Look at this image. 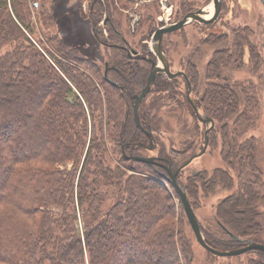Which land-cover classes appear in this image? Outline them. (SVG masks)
Wrapping results in <instances>:
<instances>
[{
	"label": "trees",
	"instance_id": "16d2710c",
	"mask_svg": "<svg viewBox=\"0 0 264 264\" xmlns=\"http://www.w3.org/2000/svg\"><path fill=\"white\" fill-rule=\"evenodd\" d=\"M88 1L92 24L116 10L111 0L107 7L102 0ZM179 3L184 11L190 8L187 0ZM30 16L29 0H0V264L188 263L192 252L168 172L158 160L130 157L132 145L139 144L136 152L146 143L127 108L130 94L124 98L119 87L106 85L99 66L58 33L48 34L47 43L34 42L28 35L35 34ZM248 31H235L234 51H215L208 79L221 78L222 67L232 59L243 63L245 46L251 59L261 63ZM226 37L211 35L205 43ZM191 73L197 76L195 69ZM176 79L157 78L153 86L158 92L174 91ZM223 80L206 90L208 113L220 119L229 113L238 120L232 133L224 127L221 155L228 165L217 168L212 180L230 187L229 170L234 169L238 189L217 210V223L229 239L201 229L210 245L227 250L244 246L261 228L256 219L264 182L258 160L264 154L247 136L260 110L256 87L242 83L239 92ZM241 103L246 110L240 113ZM109 141L119 154L116 165L107 160ZM229 203L250 209L243 225L221 212ZM250 252L260 260L249 264H264L263 251Z\"/></svg>",
	"mask_w": 264,
	"mask_h": 264
},
{
	"label": "rangeland",
	"instance_id": "374dc122",
	"mask_svg": "<svg viewBox=\"0 0 264 264\" xmlns=\"http://www.w3.org/2000/svg\"><path fill=\"white\" fill-rule=\"evenodd\" d=\"M129 1L131 0H119L120 9L115 14L113 13L115 16H112V19L126 35L128 41L133 43V47L141 52L144 51V46L142 47L140 42L143 37L141 35L147 34L148 30L177 22L196 10L202 9L204 13L183 28L164 34L163 47L170 60L171 69L172 71L185 70L191 81V89H189V85L184 89L183 80L180 78L175 80L174 84L177 89L174 88V91L167 92V89H164L158 92L156 91L157 88H154L144 103L143 111L150 114L154 137L157 139L155 141L159 147L153 151L140 149V153L145 156L166 155L165 157L173 163L174 169H176L190 153L203 148L206 140L205 131L211 126L195 116L187 99L184 105V91L190 90L191 98L198 104L201 115L211 116L208 113V106L204 98L206 97V90L211 83L223 84L225 83L223 78H227L231 87L233 88L234 85L237 91L240 90L238 86H241L242 83L247 85L252 83L257 89L260 110L254 115L257 118L256 123L247 133V136L255 139L259 153L264 154V0H222L218 11L215 10L214 0H187L190 8H187L186 11L180 7V0H176L174 6L167 5L166 0H132V4H128ZM33 2L37 4V8ZM157 4L160 6L159 8ZM89 9L88 0H29L30 18L34 23L35 34L28 33V35L34 42L42 40L47 43L48 34L58 33L62 40L70 44L77 53L84 55V57L99 56V58L107 59L108 50L102 44L101 39L107 35L102 33L100 40H97L94 34L96 28L98 34H101L100 30L105 27V16H100L98 21L92 24ZM138 14L142 20L137 27V29L139 28L138 32L133 33L131 25L133 23L136 27ZM42 18H44V22H42ZM47 23L52 24L48 29L46 28ZM154 24L156 27L151 28ZM245 28L250 29L246 35L262 57L261 63L257 64L251 59L250 51L245 46L243 63L240 62L241 60L236 62L235 59H232L228 67H222L221 78L208 79L206 69L215 51L228 48L231 49V52L234 51L235 31ZM112 33H114L113 30ZM211 35H225L227 37L220 40L221 42L206 44L205 41ZM135 40L138 44H135ZM152 45L150 38L149 46L152 47ZM102 61L99 59V62ZM192 69L196 70V77L191 73ZM100 73L102 77V71ZM157 97H163V99L157 101ZM240 106V113L245 112L246 106L242 103ZM223 118H214L215 124L210 132L207 151L186 167L179 175L178 181L186 189L200 227L212 237L223 236L229 239V236L223 232L224 230L217 223V210L223 200L236 193L238 174L234 169H228L234 179L233 185L230 187H226L221 181L218 183L214 180L213 184L212 179H214V171L217 168H225L228 165L221 155L224 147V127L227 126V130L232 133L238 117H233L227 113L224 114ZM182 122L184 125L181 124ZM148 145H151L149 140ZM114 149L109 141L107 160L112 165H116L119 160V154ZM258 166L262 168L261 178L264 182V160H261L260 156ZM196 171H198V175H194ZM217 178L218 176H216ZM168 184L167 187H171ZM170 190L176 196L174 187H171ZM176 203L178 205L177 216L183 220L181 230L188 239L192 252L191 260L188 263L184 260V264H249V261L253 259L260 260L257 252L248 251L236 256H219L206 250L197 242L180 198L176 199ZM224 211L229 213L228 216L237 225H243L242 221L248 218L250 209L245 205L239 206L229 203L222 206L221 212ZM259 211L256 222L261 228L257 234H253L248 239L264 244V200L259 205Z\"/></svg>",
	"mask_w": 264,
	"mask_h": 264
},
{
	"label": "flooded vegetation",
	"instance_id": "af4514ba",
	"mask_svg": "<svg viewBox=\"0 0 264 264\" xmlns=\"http://www.w3.org/2000/svg\"><path fill=\"white\" fill-rule=\"evenodd\" d=\"M111 1L114 4V6H116L115 7L116 10H113V13L115 14L118 11V9H120L119 3H118L119 0H111ZM102 2L106 3L105 6L107 7L108 0H102ZM132 2H127V3L132 4ZM175 2H176V0H166V4L169 6L175 4ZM152 4L155 5V3H152ZM157 7L159 8L160 6L157 4ZM196 11H198V10H196ZM136 14H137V11H136ZM103 16H105V20H104L105 27L100 30L101 34L100 33L98 34L97 30H94V34H95V37L97 40H100L99 38H101L102 33L107 35V37H105L104 39L102 37L101 39H102V44H104L107 47L108 57H107V59H105L104 57L99 58V56H95L94 58H90L88 56H86V57L88 58V60L94 62L95 64H97L99 66L100 71H102V77H103L106 85H108V86L112 85V86L119 87L121 94L124 96V98L126 97V95L130 94V96L128 97L129 101H126L127 102L126 104H127V108L129 110L132 109V111H133L132 112L133 113V115H132L133 121L144 132V135L146 138V143H144L142 145L143 150H152L153 151L157 147H159V144L155 141L157 139L154 137V130L152 127V121L150 118V114L143 111V109H144L143 106H144L146 99H148L149 95L154 90V86H153L154 82L157 80V78H161L164 81H167V80L169 81V80H172L175 78H180L181 80H183V84L185 87L184 89H186L188 85H189V89H191L190 88L191 81L189 80V77H188L185 70H178V71H181L182 74L177 75L175 77H170L169 74L164 72L163 70L158 71L149 93L138 104L137 117H136L135 111H134V106L136 104V97L135 96L140 95L142 93L143 89L147 85L148 77H149L150 73L152 72V70L155 68V65L160 66V67L163 66L161 61H160V57L158 56V54L153 49V45H152V47L149 46V39L151 38L152 44H153L154 33L157 31V29L164 27V26H157L156 27V24H154L151 26V28L153 26H155L156 28H154L152 30H148L149 32L147 34L145 33V34L141 35L143 37L141 38L140 42L142 43V47L144 46V51L141 52L139 49L133 47V43L128 41V38L126 37V35L122 32V30L119 28V26L114 23L115 20L113 21L112 16L110 17L106 13ZM113 16H115V15H113ZM133 18H134V16H133ZM141 20H142V18L140 17V14H138V19L136 21V27L131 22L132 23L131 27L133 29V31H132L133 33L138 32L139 28L137 29V27L140 24ZM111 28L113 29L114 33H112ZM114 34H116L118 36V38H116ZM147 35H149V36H147ZM163 37H164V35L162 36L161 47H162L163 54L167 58L170 69H171L170 60L168 59L167 53L165 52L164 47L162 45ZM135 44H138V42H136V40H135ZM139 47L141 48V46H139ZM143 52H145V53H143ZM99 59H102L103 61L99 62ZM171 72H176V71H172V69H171ZM145 75H146V77L143 78ZM138 79H140V80H138ZM135 83H136V85L138 84L137 87L134 85ZM186 99H187L188 103L191 105V107L193 108L195 116H197V118L200 121H202L201 118L206 116V115L203 116L200 114L199 106L195 101L192 100L190 90L188 92L184 91V100H185L184 105L186 104ZM129 116H130V114H129ZM207 116H209V115H207ZM211 118L214 120L213 117H211ZM204 123L210 124V126H211L208 131H207V129L205 131V139L206 140H205L203 148L207 144V146H206V151H207V149L209 147V141H210V138H209L210 132L212 131V129L214 127L215 120H214V124H212V125H211V123H208V122H204ZM181 124H183V122ZM148 140L151 142L150 146L148 145ZM138 146H139V144L132 145L133 149L129 150L130 154H133L130 156L131 158L137 157V156L157 158L158 162L160 164H162L163 166L164 165L167 166L168 164L171 165L172 172H175L178 168H181L180 173L177 176V179H178L179 175L186 169V167L189 166L198 157H195L194 159H192L187 164H185V163L187 161H189V159L195 153H198L199 151H201L203 149V148H201L199 151L197 150L195 152L190 153V155L187 156L185 158V160H183L182 163L176 169H174L173 163L168 158L165 157L166 155L159 154L156 156L155 155L145 156V155L140 153L139 149L136 150V152H134L135 148H138ZM202 155H200V156H202ZM126 157L128 158L129 156L126 155ZM194 175H198V171H196L194 173ZM185 191H186V189H185Z\"/></svg>",
	"mask_w": 264,
	"mask_h": 264
},
{
	"label": "water",
	"instance_id": "95a60500",
	"mask_svg": "<svg viewBox=\"0 0 264 264\" xmlns=\"http://www.w3.org/2000/svg\"><path fill=\"white\" fill-rule=\"evenodd\" d=\"M221 2H222V0H214L216 11L219 10V8L221 6ZM203 14L204 13H203L202 9L195 11V12H191L188 15H186L183 19H181L177 22H174L172 24H169L167 26L161 27V28L157 29V31L154 33L153 49L158 54V56L160 57V61H161L163 66L160 67V66L155 65V68L152 70V72L150 73V75L148 77L147 85L143 89L142 93L140 95L135 96L136 97V104L134 106V111H135L136 117H137L138 104L149 93L158 71L163 70L164 72L168 73L170 77H175L177 75L182 74L181 71L171 72L168 60L164 56L163 51H162V47H161L162 36L165 33L173 32V31H176V30L183 28L188 23H190V22L196 20L197 18L201 17ZM201 120L203 122L211 123V125L214 124V120L210 116H207V115L202 117ZM209 129H210V127L207 128V131ZM206 146H207V144L205 145V147L201 151H199L198 153H195L189 159V161H187L185 164L189 163L195 157H199L200 155H202L206 151ZM132 159L147 162V163L158 164L157 159L154 157H139V156H137V157H133ZM164 167L168 171V174H169V177L171 180V184L173 185L177 195L180 198V201L182 203V206H183V209H184L185 214L187 216V219L189 221V224H190V226L194 232L195 238L201 246H203L209 252L216 254V255H219V256H236V255H241V254L246 253V252L251 251V250H261L264 252V244H261V243H258V242L252 241V240L246 241V244L244 246L237 248V249L221 250V249H217V248L213 247L212 245H210L205 239L203 231L200 227V224L198 222V219L196 217V214L194 212V209L191 205V202L188 198V195H187L184 187L182 185H180V183L178 182L177 176L180 173L181 168H178L175 172H172L171 165H169V164L167 166L164 165ZM222 227L232 237H234L237 240L243 241L242 238H240L237 235H235L234 233L230 232L223 225H222Z\"/></svg>",
	"mask_w": 264,
	"mask_h": 264
}]
</instances>
